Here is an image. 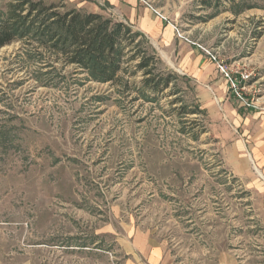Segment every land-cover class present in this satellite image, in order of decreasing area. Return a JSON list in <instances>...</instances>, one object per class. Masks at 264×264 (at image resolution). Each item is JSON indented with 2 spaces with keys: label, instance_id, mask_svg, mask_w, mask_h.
Listing matches in <instances>:
<instances>
[{
  "label": "rangeland",
  "instance_id": "374dc122",
  "mask_svg": "<svg viewBox=\"0 0 264 264\" xmlns=\"http://www.w3.org/2000/svg\"><path fill=\"white\" fill-rule=\"evenodd\" d=\"M43 1L120 16L111 0ZM136 1L212 65L241 131H264V0ZM142 36L160 69L186 78L152 101L140 74L115 88L35 46L0 49V264H122L116 239L130 229L172 264H264V178L233 171L235 139L248 138L203 109L179 52Z\"/></svg>",
  "mask_w": 264,
  "mask_h": 264
},
{
  "label": "trees",
  "instance_id": "16d2710c",
  "mask_svg": "<svg viewBox=\"0 0 264 264\" xmlns=\"http://www.w3.org/2000/svg\"><path fill=\"white\" fill-rule=\"evenodd\" d=\"M142 38L123 22L68 8L62 2L11 0L0 12V49L14 42L35 46L54 63L74 67L92 81L115 88H127V79L140 74L138 93L152 101L186 78L160 69L161 62L147 52ZM176 102L179 99L171 104Z\"/></svg>",
  "mask_w": 264,
  "mask_h": 264
},
{
  "label": "crops",
  "instance_id": "0c3cea01",
  "mask_svg": "<svg viewBox=\"0 0 264 264\" xmlns=\"http://www.w3.org/2000/svg\"><path fill=\"white\" fill-rule=\"evenodd\" d=\"M111 1L120 13V16L116 17L119 22L134 27L157 47H165L169 51L174 49L173 53L179 52L181 56L176 59L175 66L183 76L192 79L197 84L198 98L203 109L219 123L232 122L231 127L235 128L240 135L244 133V137L248 138L247 141L244 138L235 139L236 159L233 161V171L241 176V180L251 181L250 165H253L264 178V131L245 129L241 131L242 119L224 101V84L216 81L212 65L193 50H185L181 53L182 46L175 43L170 26H163L153 14L140 8L136 0ZM91 13L103 14L100 10H94ZM116 246L122 264H172L163 247L140 230L130 229L124 236L116 239Z\"/></svg>",
  "mask_w": 264,
  "mask_h": 264
},
{
  "label": "built area",
  "instance_id": "2783aa9c",
  "mask_svg": "<svg viewBox=\"0 0 264 264\" xmlns=\"http://www.w3.org/2000/svg\"><path fill=\"white\" fill-rule=\"evenodd\" d=\"M218 70L221 74H223L224 76H228V73H229V68L227 66H224V65H219L218 66ZM239 79L238 80H235L234 82L235 83H232V91L237 94V90H238V85L241 84V83H246L249 79H250V74L246 73V72H242L239 74ZM240 82V83H238Z\"/></svg>",
  "mask_w": 264,
  "mask_h": 264
}]
</instances>
